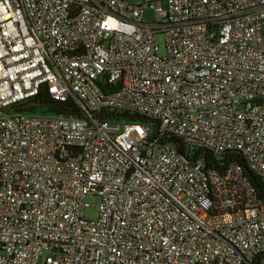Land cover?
Listing matches in <instances>:
<instances>
[{
    "label": "built area",
    "instance_id": "built-area-1",
    "mask_svg": "<svg viewBox=\"0 0 264 264\" xmlns=\"http://www.w3.org/2000/svg\"><path fill=\"white\" fill-rule=\"evenodd\" d=\"M232 152L264 185V0H0V264H264Z\"/></svg>",
    "mask_w": 264,
    "mask_h": 264
},
{
    "label": "trees",
    "instance_id": "trees-1",
    "mask_svg": "<svg viewBox=\"0 0 264 264\" xmlns=\"http://www.w3.org/2000/svg\"><path fill=\"white\" fill-rule=\"evenodd\" d=\"M28 107V111H35L39 108L46 109L49 113L55 115H61L64 117H73V118H81L82 113H80L77 108L71 103H58L50 99L45 90L40 91V93L34 97L30 102L24 105ZM124 119L129 120L126 115H123ZM135 122H143L140 119H131ZM172 144V143H171ZM228 158L230 161H233L239 164L242 167L243 175L250 182L252 187L256 190L258 198L264 202V185L260 178L255 176L249 169L247 168L243 157L235 152L229 153Z\"/></svg>",
    "mask_w": 264,
    "mask_h": 264
},
{
    "label": "rangeland",
    "instance_id": "rangeland-1",
    "mask_svg": "<svg viewBox=\"0 0 264 264\" xmlns=\"http://www.w3.org/2000/svg\"><path fill=\"white\" fill-rule=\"evenodd\" d=\"M130 2L134 4L140 3L141 0H129ZM143 20L145 22H153L155 20V14L153 9L151 8H145L143 13ZM155 45L158 47V56L164 57L165 56V43H164V37L163 35H157L155 37ZM39 116H51V114L47 111H45L42 108H39L36 112ZM122 125V122L119 123ZM86 204L87 208L84 210V219L87 221H94L97 219L98 216V204L99 199L96 195H88L86 197Z\"/></svg>",
    "mask_w": 264,
    "mask_h": 264
}]
</instances>
